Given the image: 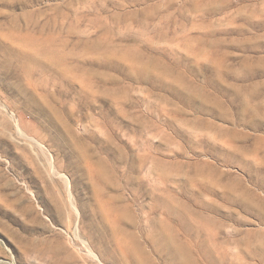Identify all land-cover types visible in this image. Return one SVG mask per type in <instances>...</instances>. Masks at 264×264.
<instances>
[{"label":"rangeland","instance_id":"obj_1","mask_svg":"<svg viewBox=\"0 0 264 264\" xmlns=\"http://www.w3.org/2000/svg\"><path fill=\"white\" fill-rule=\"evenodd\" d=\"M0 264H264V0H0Z\"/></svg>","mask_w":264,"mask_h":264}]
</instances>
